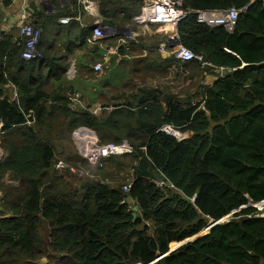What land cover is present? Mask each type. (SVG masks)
Instances as JSON below:
<instances>
[{
  "label": "trees",
  "instance_id": "obj_1",
  "mask_svg": "<svg viewBox=\"0 0 264 264\" xmlns=\"http://www.w3.org/2000/svg\"><path fill=\"white\" fill-rule=\"evenodd\" d=\"M87 1L98 3L102 26L118 28L147 2L57 0L53 12L31 4L30 20L42 29L41 57L33 59L0 29V264L44 257L49 264H264V217L248 208L222 221L250 199L264 200V1L182 0L191 13L178 25V41L207 65L164 54L156 35L151 46L136 29V40L121 47L140 50L134 70H180L188 88L143 87L100 114L72 108L59 85L79 51L84 66L102 56L90 44L93 27L77 20ZM233 7H247L233 31L197 20L198 11ZM63 16L72 19L63 24ZM204 72L218 76L205 85ZM81 127L101 143L127 141L133 149L93 167L78 151ZM65 153V162L95 177L58 170Z\"/></svg>",
  "mask_w": 264,
  "mask_h": 264
},
{
  "label": "built area",
  "instance_id": "obj_2",
  "mask_svg": "<svg viewBox=\"0 0 264 264\" xmlns=\"http://www.w3.org/2000/svg\"><path fill=\"white\" fill-rule=\"evenodd\" d=\"M45 1L49 2V4L52 3V0ZM30 3V0H21L18 8L17 25L20 31V40H22L24 43L23 57L25 59L41 57L37 50V46L42 35V29L34 25L30 20ZM87 3L89 4L87 7L90 8L92 6L91 3ZM247 7L242 9H237L233 7L225 10L198 11L196 12L197 20L198 22L211 27L222 26L228 31H233L235 29L237 19L240 13L245 11ZM190 13V10L185 9L182 6V0H147L141 12L134 17L132 24L127 25L125 28L102 26L101 24H99L94 28L92 39L94 41H98L105 37H114L120 35L121 42L125 43L130 40H136L137 38V36L134 37V35L132 34L133 32H131V28L133 26L156 25L160 27V29H162V32L164 34H166V36L163 37L162 41L158 44L161 52L169 55L170 51H174L173 54H175L177 58L180 57V59H182L183 61L198 59L202 62L203 65H207L208 62H205L202 56L196 55L192 50L183 46L178 41V25L181 21L188 17ZM71 19L72 18L70 16H63L61 17L60 22L63 24H67L71 21ZM77 20H81V17H77ZM107 56L108 54L105 55V57ZM106 60V58L105 60L103 58V60H101L102 62L98 61V63L94 65V69L99 71L107 70L110 67V63ZM75 101L79 103L78 98H76ZM94 110H99V108H95ZM162 130L168 134L178 135V131L172 126H165ZM75 135L77 147L79 148V153L84 158H86L90 164L92 163L93 165H95V167H104L108 158L112 156L125 155L126 153L131 152L133 149L130 143L127 141H123L120 144L101 143L98 140L96 134H93L87 128L77 129ZM94 135L96 136L97 140L95 139ZM79 136H85L84 141H81V147L79 146ZM66 167L73 172H76V169H81L70 166L68 163L66 164L62 159L57 161V169ZM85 171L91 172L90 170ZM80 172L83 173L84 169H81ZM157 182L160 186L166 185V183L162 180H158ZM130 187L131 185L130 183H128L127 186L124 187V189L128 190ZM248 208L256 209V213L251 216L264 217V200L255 202L250 199L247 204H244L240 208L234 210L232 213L227 215L222 221H228L236 213Z\"/></svg>",
  "mask_w": 264,
  "mask_h": 264
},
{
  "label": "crops",
  "instance_id": "obj_3",
  "mask_svg": "<svg viewBox=\"0 0 264 264\" xmlns=\"http://www.w3.org/2000/svg\"><path fill=\"white\" fill-rule=\"evenodd\" d=\"M55 1L57 0H52V7L51 9H47L45 8L43 5L42 0H30V6L31 4H36L39 8L43 11L46 12H53L55 11ZM21 0H0V16L2 15L3 19L2 21H0V29L8 32L13 36V40H17L18 38L20 39V31L17 25L18 22V8L20 5ZM87 2L91 3V7H87L89 4ZM86 2V6H85V13L83 15H81V21L80 24L83 27H93V32L91 35V39H90V44L95 46L98 45L99 47H102L103 51L101 52V58L95 62H102L100 60H103L104 55L108 54L111 58L109 59L110 63H111V71L107 72L105 74V76L102 78L103 80V86L104 89L103 91H101V88H99V85L96 83L97 79H92V80H83V82L86 84H78L77 81H75V77L79 76V73L82 72V68H86V66L84 65H80L79 63L73 62L72 64H70L69 69L67 70V76L64 77L61 82L59 83V85H64L67 90L71 93V107L72 108H87L89 110H91L94 113H102L106 107L104 106L105 103L101 104V101L103 99V97H107V92L105 91V86L110 85L112 87H120L122 86L123 80H125V74H116L113 73V68L114 66L116 67H120V63L123 62L124 60H129L131 58L135 57V54H130L128 52V49H121V47L125 44H127L129 41L122 43L121 42V36L117 35L114 37H105L102 38L98 41H94L92 39L93 37V33H94V28L95 26L99 25L101 23V16L99 14L98 11V3L95 1H87ZM32 7V6H31ZM136 27V29H140L141 31V35H142V39L144 43H149L151 46L156 45V40L157 38H159V42L162 39V29H160V27L156 26V25H148V26H133ZM156 35V37H155ZM158 42V44H159ZM129 45V44H127ZM173 55V54H172ZM170 55V56H172ZM175 55V54H174ZM176 56V55H175ZM177 57V56H176ZM180 60V62H183L182 59H180V57L178 58ZM105 60V58H104ZM194 60V59H193ZM109 68V70H110ZM70 69H72L70 71ZM94 70V65H90V69ZM222 70V68H220ZM123 70V69H122ZM124 71V70H123ZM218 73H220L221 71H217ZM73 74V75H72ZM210 73H203V75L208 76ZM73 76V78H72ZM218 76V75H217ZM217 76L215 75V78L212 79L211 82H213ZM204 77V76H203ZM84 79L83 76H81V79ZM112 78V79H111ZM122 81V82H121ZM127 83V80L125 82V85ZM203 83V82H202ZM10 88H12V86H9ZM83 88H91L92 91L91 93H84L83 91H81ZM13 90V89H12ZM73 91V92H72ZM102 92V93H101ZM74 93H77L76 95ZM138 94V93H137ZM16 96V95H15ZM127 97V96H125ZM76 98L79 99V103H76ZM111 98L114 99H121L122 96H120L119 94L115 97L112 96ZM73 99V100H72ZM198 100V99H197ZM111 102H116V101H111ZM124 102V101H123ZM122 103V102H119ZM95 108H99V110H94ZM178 135H183V136H188L189 133H178ZM3 155L2 153L0 154V160H2ZM62 160H65L64 158H60ZM161 180V179H157ZM208 230V228H207ZM173 249V248H172ZM171 249V250H172Z\"/></svg>",
  "mask_w": 264,
  "mask_h": 264
},
{
  "label": "rangeland",
  "instance_id": "obj_4",
  "mask_svg": "<svg viewBox=\"0 0 264 264\" xmlns=\"http://www.w3.org/2000/svg\"><path fill=\"white\" fill-rule=\"evenodd\" d=\"M42 1H43L42 3L45 4V5H43L45 8L51 9L52 4H49V2H47L45 0H42ZM125 27H123V28H125ZM131 29H132L131 32H133L132 34L134 35V37H136L137 36L136 27H132ZM161 33H162V39H163V37H165L166 34H164L163 32H161ZM162 39L160 40V42L162 41ZM173 53H174V51H170L169 55H172ZM139 54H141V52L138 49V50L135 51V57L134 58H131L129 60H124L123 62H121L120 66L122 68L114 66V68L112 70L113 73H116V74H119V73L123 74L124 73L125 74V80H123L122 86H120V87H112L110 85L105 86V91L107 92L108 96L107 97H103V99L101 101V104L106 102L105 105H109V106H107L106 110H108L110 108V106L113 105L114 103L123 102L127 97H130V99L132 100L133 98H135V95L137 93H139V90L141 88H143V87L152 86L154 88L159 87V88H162V89H170L174 93H185L183 90H185V91L187 90L188 84H186L184 82L185 76L179 74L180 70L178 72L175 71V70H168L167 71L168 73H165V75H158L155 72L151 73V74H145V73H142V72H136V70H134V69H136V68L140 69L141 68V66L138 64V60L141 59V58L138 59ZM81 57H82V54L79 51L75 55L74 58H72V57H71L72 59L70 58L71 59L69 61L70 64H72L73 62L79 63V60L81 59ZM104 58L107 59L106 61H109V59L111 57L109 55L107 57H105V55H104ZM83 61H85V60L83 59ZM97 63L98 62L94 61V62L89 63L88 66H86V68H82L81 69L82 72L79 73L78 77H75V81H77L78 84H83V85L86 86V84L83 82V80H87L88 81V80H92V79H97L99 81H97L96 83L99 85V88H101V91H103L104 86H103L102 78L105 76V74L107 72L111 71L110 67H112V66H111V63L109 61L110 70H108V71L107 70L99 71V70H95V69L94 70L93 69L89 70L90 69V65L93 66V65H96ZM71 70L72 69H70V71ZM81 76H83L84 79L83 78L81 79ZM72 78H73V76H72ZM214 78H215V74L210 73L208 76L204 75V77L202 78V82L205 85H207V84L212 83L211 81ZM126 80H127V83H126L127 85H125ZM81 91H83L86 94V93H91L92 89L91 88H83ZM74 94L76 95L77 93H74ZM118 94L120 96H122L121 99L117 100V99L111 98L112 96L116 97ZM125 96H127V97H125ZM111 101H116V102H111ZM179 132L180 131H178V133ZM95 139L97 140L96 136H95ZM79 140H80L79 146L81 147V145H82L81 141H84V138H82V136H79ZM75 146H76V144H75ZM69 150H70V148L67 149V151H69ZM78 150H79V148H78ZM65 155H66V153L63 154V155H60V158H64L65 159ZM65 163L67 164V162H65ZM93 166L95 167V165H93ZM64 169H67V167L66 168H58V170H64ZM81 169H84L83 173L80 172V170H78V169H76V172L71 171L72 173L76 174L75 175L76 179L83 180L87 176L95 177L91 172L85 171V170H88V169H85V168H81ZM124 176L126 177L127 175L124 174ZM97 177H100V176H97ZM122 179H123L122 174L119 177L115 178L116 181H121ZM128 180H129V178L127 177L126 181H128ZM107 182H111V181L107 180ZM212 223L213 222H211L209 225H211ZM208 227H210V226H208ZM38 263L39 264H49L47 258H45V257L42 258Z\"/></svg>",
  "mask_w": 264,
  "mask_h": 264
},
{
  "label": "water",
  "instance_id": "obj_5",
  "mask_svg": "<svg viewBox=\"0 0 264 264\" xmlns=\"http://www.w3.org/2000/svg\"><path fill=\"white\" fill-rule=\"evenodd\" d=\"M176 191L179 192L178 190H176ZM180 194H181V193H180ZM215 223H216V222H213L212 224H215ZM206 230H207V228H206ZM206 230H205V231H206ZM197 237H198V236L194 237L193 239H196ZM189 241H190V240H187L186 243L189 242ZM183 245H184V243H182L181 245H178V246L174 247V248L170 251V253L179 250L180 248L183 247Z\"/></svg>",
  "mask_w": 264,
  "mask_h": 264
},
{
  "label": "bare ground",
  "instance_id": "obj_6",
  "mask_svg": "<svg viewBox=\"0 0 264 264\" xmlns=\"http://www.w3.org/2000/svg\"><path fill=\"white\" fill-rule=\"evenodd\" d=\"M187 61H189V60H184L182 63H184V62H187ZM108 71V70H107ZM73 100V99H72ZM81 128H86V127H81ZM87 129H89V128H87ZM90 130V129H89ZM91 131V130H90ZM95 134V133H94ZM82 138H84V136H82ZM178 245H181V244H178ZM178 245H175L174 247H176V246H178ZM173 247V248H174Z\"/></svg>",
  "mask_w": 264,
  "mask_h": 264
}]
</instances>
